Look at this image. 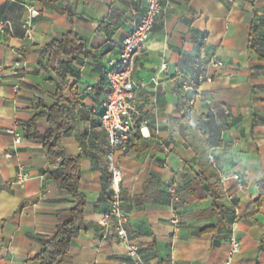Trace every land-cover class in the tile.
Wrapping results in <instances>:
<instances>
[{
	"label": "crops",
	"instance_id": "obj_1",
	"mask_svg": "<svg viewBox=\"0 0 264 264\" xmlns=\"http://www.w3.org/2000/svg\"><path fill=\"white\" fill-rule=\"evenodd\" d=\"M28 7L37 13L31 39L23 27ZM145 8L146 0H0V22L8 20L13 28L10 36L0 33V64L27 67L18 91L14 76L0 82V264H36L29 259L55 233L58 213L74 207L61 182L48 175L43 144L24 135L27 123L57 102L58 79L40 70V50L70 30L85 39L87 49L65 66L73 130L59 150L80 157L87 205L80 236L56 264H130L115 233L105 238L102 218L110 207L112 174L101 116L110 60L118 59ZM262 38L264 0L164 2L132 74L141 113L135 142L129 154L116 155L124 209L132 215L130 238L148 264H225L232 236L241 243L235 264H264ZM212 59L224 63L214 82L200 92L188 88L189 78ZM161 64L166 69L158 73ZM37 129L48 132L45 117ZM200 149L214 156L206 165L215 175L211 182L219 180L222 203L233 209L221 222L206 214L210 197L193 199L185 192L200 169ZM176 214L178 228L171 222Z\"/></svg>",
	"mask_w": 264,
	"mask_h": 264
},
{
	"label": "built area",
	"instance_id": "obj_2",
	"mask_svg": "<svg viewBox=\"0 0 264 264\" xmlns=\"http://www.w3.org/2000/svg\"><path fill=\"white\" fill-rule=\"evenodd\" d=\"M166 0H146L145 12L140 18L136 28L123 41L121 53L118 59L110 60L111 68L106 72V81L110 87L104 105V111L101 116V127L107 134L109 141V152L107 154L109 170L112 174L111 185L112 195L110 198V207L103 215L105 238L111 231L115 237L124 245L126 256L130 264H148L141 253V248L130 238L132 228V215L124 209L121 196V184L123 181V172L117 163L116 155H126L132 150L135 142V133L138 128L136 120L140 117V110L137 104L136 92L139 85L132 78L135 61L146 47V43L152 34L154 26L163 12L164 2ZM34 10L28 7V15L23 23L27 38H32L34 29L33 24ZM12 23L8 20L0 22V33L4 36L12 35ZM224 66L220 59H212L209 64L200 66L197 74L189 78L188 88L200 92V87L204 84H212L215 80V70ZM26 65L15 63L14 65L0 64V82L8 75L17 79L15 90L18 91L21 82L24 80ZM166 69V64H161L158 73ZM159 75H157L158 78ZM156 78V81H157ZM195 85V86H193ZM147 121H143L146 125ZM22 141L20 135H16L15 143ZM210 160L214 161V156L209 155ZM23 179L27 178L24 174ZM174 191V188H170ZM178 228L180 226V217L178 214L171 220ZM241 251V243L231 237L227 258L225 264H235V256Z\"/></svg>",
	"mask_w": 264,
	"mask_h": 264
},
{
	"label": "trees",
	"instance_id": "obj_3",
	"mask_svg": "<svg viewBox=\"0 0 264 264\" xmlns=\"http://www.w3.org/2000/svg\"><path fill=\"white\" fill-rule=\"evenodd\" d=\"M66 11L72 21L74 13L70 7ZM264 43V38H262ZM87 49V43L84 38L79 36L73 30L66 32L60 39L54 40L48 46L42 48L39 53V68L41 71H53L58 79L56 90L57 102L45 111L34 116L28 123L24 133L25 138L30 141L42 143L47 151L50 160V169L48 175L61 182V187L66 195L74 202V207L58 213L59 225L53 235L41 240L42 249L40 252L29 259L36 264H56L68 253L72 241L81 234V223L86 214L87 199L80 191V157L63 156L59 150L62 138L73 130V119L71 110L74 103L65 99L64 90L68 88L67 72L65 66ZM45 117L49 124V130L45 134H40L37 129V121ZM198 128L204 135L200 124ZM210 155V154H209ZM196 157L200 160L201 166L197 171L194 181L185 187V192L190 191L193 199L212 200L211 207L206 214L217 217L219 222L222 217L233 212L232 208L222 203L225 192L217 179L211 182L215 177L210 171V158L206 152L198 150ZM215 228H207L206 231H213Z\"/></svg>",
	"mask_w": 264,
	"mask_h": 264
},
{
	"label": "water",
	"instance_id": "obj_4",
	"mask_svg": "<svg viewBox=\"0 0 264 264\" xmlns=\"http://www.w3.org/2000/svg\"><path fill=\"white\" fill-rule=\"evenodd\" d=\"M36 15H37V13H36V12H34V17H36Z\"/></svg>",
	"mask_w": 264,
	"mask_h": 264
}]
</instances>
